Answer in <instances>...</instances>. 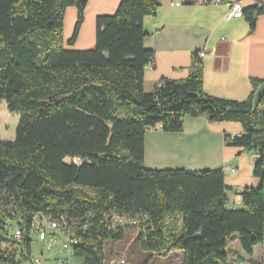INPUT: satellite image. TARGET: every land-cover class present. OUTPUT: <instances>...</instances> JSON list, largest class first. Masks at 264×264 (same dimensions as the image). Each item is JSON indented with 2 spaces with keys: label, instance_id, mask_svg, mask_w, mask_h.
Returning a JSON list of instances; mask_svg holds the SVG:
<instances>
[{
  "label": "trees",
  "instance_id": "1",
  "mask_svg": "<svg viewBox=\"0 0 264 264\" xmlns=\"http://www.w3.org/2000/svg\"><path fill=\"white\" fill-rule=\"evenodd\" d=\"M160 0H121L111 15L95 19L93 49L65 47L69 6L76 22L87 0H0V105L19 116L12 140H0V221L23 215L27 233L34 212L63 216L77 240L73 254L86 264H104L105 243L138 230L141 251L151 258L179 251L182 264H261L236 256L227 242L236 235L247 254L264 238V80L251 78L243 101L202 90V61L192 53L185 79L161 78L146 92L145 67L153 51L142 21ZM264 3L243 9L251 30ZM237 122L242 133L226 145L253 152L257 187L243 188L240 207H227L223 168L150 169L143 164L144 135L158 127L182 131L183 118ZM113 216L135 221L114 226ZM28 245L27 235L24 238Z\"/></svg>",
  "mask_w": 264,
  "mask_h": 264
},
{
  "label": "crops",
  "instance_id": "2",
  "mask_svg": "<svg viewBox=\"0 0 264 264\" xmlns=\"http://www.w3.org/2000/svg\"><path fill=\"white\" fill-rule=\"evenodd\" d=\"M120 1L87 0L84 23L75 46L70 49H93L96 17L113 14ZM180 1L181 5L174 6L170 4V0H161L156 14L147 16L142 21L144 31L148 33L143 40V46L153 51V61L145 67L144 87L149 85L153 88L161 78L185 79L190 72L192 53L204 51L205 55L201 58L202 90L218 98L245 100L251 92L250 79L264 80V14L258 16L255 27L251 30L245 17L232 19L225 17L233 0H210L208 4H202L200 0ZM240 2L245 9L261 6L264 0ZM71 12H74L72 23L75 21V9L67 8L65 22ZM83 34L85 37L81 39ZM241 133L242 127L237 122L212 123L208 122L203 114L195 117L185 116L180 132L167 133L158 127L145 132L143 164L150 169L223 168L224 182L229 187L226 191L227 207H240L239 191L259 185V180L252 175L253 159L256 154L241 147L225 144V136H236ZM188 148L197 149H193V152ZM176 152L178 157L172 155ZM191 152L196 154L191 156ZM169 153L170 155L166 156ZM159 155H163V158ZM171 159L177 162L169 161ZM231 242L232 260L236 256L249 259L242 254L243 250L236 235ZM257 247L260 249V255L254 259L264 264V238L262 244ZM257 247L255 246L248 254L253 255ZM169 255L180 259L182 264L181 252L175 251Z\"/></svg>",
  "mask_w": 264,
  "mask_h": 264
},
{
  "label": "built area",
  "instance_id": "3",
  "mask_svg": "<svg viewBox=\"0 0 264 264\" xmlns=\"http://www.w3.org/2000/svg\"><path fill=\"white\" fill-rule=\"evenodd\" d=\"M181 3L180 0H170V4L174 6H179ZM200 3L208 4L210 0H200ZM243 9L240 0H233L225 17L227 19L241 18ZM204 55V51L198 52L200 58ZM112 221L116 227L135 223L118 216H113ZM26 235L27 246L24 241ZM34 243L42 245V250L37 254L32 249ZM76 244L77 240L63 216L52 218L50 214L43 212L31 213L28 233L23 215L13 214L0 221V264H45L50 259L44 252L53 249L56 251L53 264H86L74 256L73 249ZM120 263L124 261L121 260Z\"/></svg>",
  "mask_w": 264,
  "mask_h": 264
},
{
  "label": "rangeland",
  "instance_id": "4",
  "mask_svg": "<svg viewBox=\"0 0 264 264\" xmlns=\"http://www.w3.org/2000/svg\"><path fill=\"white\" fill-rule=\"evenodd\" d=\"M68 8H74L76 11V8L74 6H69ZM73 18H74V12L69 13L66 22L64 21L63 24V36H64L63 38L65 42V47L67 48L74 47L77 42L76 39L75 43L72 46L66 45L67 40L72 35L73 28L76 22V16H75V21L72 23ZM83 37H85V34L82 35L81 39H83ZM144 89L146 92H149L151 91L152 88L151 86L147 85L144 87ZM18 118L19 116L15 113H10L7 110L5 102H2V104L0 105V140H12L14 138L15 130L18 124ZM137 236H138L137 229L128 230L125 233V237L121 242L118 243L106 242L105 250H104V256H105L104 264H180L181 262L180 259H178L177 257L176 258L170 257V255H168L167 257L155 256L151 258L150 255H148V253L140 250L137 241ZM233 237L234 235H232L227 242L228 253L230 255L229 263L232 262L231 254L233 252V246L231 240L233 239ZM254 248L255 247H253V249ZM32 249L33 252L37 254L42 250V245L40 243H34ZM44 254L46 257L50 259V261L45 262V264H53L54 257L56 256V251L54 249L51 251L46 250ZM242 254L245 257L247 256L249 259H254L255 256L260 255V249L259 247H257L253 255H249L244 251H242ZM121 260H123L124 263H120Z\"/></svg>",
  "mask_w": 264,
  "mask_h": 264
},
{
  "label": "water",
  "instance_id": "5",
  "mask_svg": "<svg viewBox=\"0 0 264 264\" xmlns=\"http://www.w3.org/2000/svg\"><path fill=\"white\" fill-rule=\"evenodd\" d=\"M263 96H264V83L260 84V85L257 87V89H256V91H255V93H254V95H253L252 103H253V107H254V108L257 107L259 101L261 100V98H262ZM257 159H258V156L255 155V156H254V159H253L254 162H255Z\"/></svg>",
  "mask_w": 264,
  "mask_h": 264
},
{
  "label": "bare ground",
  "instance_id": "6",
  "mask_svg": "<svg viewBox=\"0 0 264 264\" xmlns=\"http://www.w3.org/2000/svg\"><path fill=\"white\" fill-rule=\"evenodd\" d=\"M171 141H172V140H171ZM176 143H177V142H176ZM200 143H201V142H200ZM201 144H202V143H201ZM173 145H174V143H173ZM192 145H193V144H192ZM196 146H197V144L194 145V147H196ZM200 146H201V145H200ZM181 147H182V146H181ZM191 147H193V146H191ZM188 149H191V148H188ZM193 149L196 150L197 148H192L191 150L193 151ZM198 150H199V149H198ZM189 152H190V150H189ZM193 152H194V151H193ZM196 152H198V151H196ZM191 153H192V152H191ZM162 154H165V153H162ZM173 154L176 155V156L178 157L177 152H176V153H172V155H173ZM193 154H194V153H192L191 156H192ZM195 154H196V153H195ZM195 154H194V155H195ZM197 154H198V153H197ZM169 155H170V153H169L168 155H166V156H169ZM188 155H189V153H188ZM198 155H200V153H199ZM159 156H161V155H159ZM162 156H163V155H162ZM162 156H161V157H162ZM166 156H164V157L166 158ZM183 156H184V155H183ZM161 157H158V158L160 159ZM185 157H186V156H185ZM196 157H200V156H196ZM162 158H163V157H162ZM168 158H169V157H168ZM168 158H167V159H168ZM174 158H176V157H174ZM179 158H180V157H179ZM159 159H158V160H159ZM187 159H188V158H187ZM194 159H195V157H194ZM184 160H185V162H186V159H185V158H184ZM189 160H190V159H189ZM196 160H197V159H195L194 161H196ZM165 161H166V159H165ZM167 161H168V160H167ZM169 161H176V160L171 159V160H169ZM169 161H168V162H169ZM161 162H162V161H161ZM176 162H177V161H176ZM176 162H174V163H176ZM178 162H180V161H178ZM182 162H183V161H182ZM192 162H193V161H192ZM162 163H163V162H162ZM172 163H173V162H172Z\"/></svg>",
  "mask_w": 264,
  "mask_h": 264
}]
</instances>
